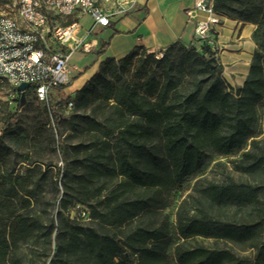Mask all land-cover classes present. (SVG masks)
I'll use <instances>...</instances> for the list:
<instances>
[{
	"label": "trees",
	"instance_id": "obj_1",
	"mask_svg": "<svg viewBox=\"0 0 264 264\" xmlns=\"http://www.w3.org/2000/svg\"><path fill=\"white\" fill-rule=\"evenodd\" d=\"M6 3L0 0V7ZM212 9L256 26L258 49L243 85L226 83L209 44L199 52L176 42L160 59L135 47L120 60L101 62L71 98L69 118L52 112L54 124L65 122L77 140L70 145L56 140L64 162L57 178L52 181V164L28 156L24 174L0 169V264H25L17 256L20 247L40 236L51 242L53 233L48 264H264V135L253 137L256 107L264 97V0H212ZM107 46L103 42L95 54L101 56ZM25 101L35 111L41 136L51 129L48 110L31 96ZM1 124L0 148L20 125L5 102H0ZM247 141L248 150L232 168L257 183L230 177L198 181L177 208L180 242L169 253L166 210L174 192L210 154L231 155ZM27 143L38 150L36 136ZM49 175L57 194L58 178L64 179L56 220L44 209L33 210ZM76 205L88 209L86 225L70 217ZM231 208L246 211V221L214 213ZM232 246L253 255L239 257Z\"/></svg>",
	"mask_w": 264,
	"mask_h": 264
},
{
	"label": "built area",
	"instance_id": "obj_2",
	"mask_svg": "<svg viewBox=\"0 0 264 264\" xmlns=\"http://www.w3.org/2000/svg\"><path fill=\"white\" fill-rule=\"evenodd\" d=\"M136 5L137 0H18L13 8L0 10V88L8 93L5 102L20 111L28 96L35 98L47 108L49 127L56 132L52 112L72 108L73 96L64 93L72 80L71 56L91 52L92 43L86 39L94 28L110 27L111 20L128 16ZM186 17L195 25L196 41L209 44L220 24L212 2L206 7L203 0H197ZM84 19L91 20L87 29ZM149 53L156 59L163 56V50ZM23 84L28 87L21 90ZM60 92L66 96L59 98ZM70 217L88 220L89 211L76 205Z\"/></svg>",
	"mask_w": 264,
	"mask_h": 264
},
{
	"label": "rangeland",
	"instance_id": "obj_3",
	"mask_svg": "<svg viewBox=\"0 0 264 264\" xmlns=\"http://www.w3.org/2000/svg\"><path fill=\"white\" fill-rule=\"evenodd\" d=\"M7 3L0 7V10L2 9H9L13 8L14 5L17 3L18 0H6ZM59 23H63V21H59ZM82 25L84 27H88V23L86 19L82 21ZM220 24L214 28L215 32H218V27ZM104 30L101 31V28H96L95 31L92 34V38L101 42ZM218 34V33H217ZM216 34L213 36L212 41L216 38ZM253 41L256 43L257 40L253 37ZM204 45L208 43H203ZM202 43L195 41L190 44H186L187 47L195 46L199 52H201V47L203 45ZM215 46L217 44L215 43ZM214 46V52L216 53V57L218 58V54H220L219 48ZM99 49V48H98ZM97 49V51H98ZM95 51V52H97ZM97 55H93L91 53H80L76 52L73 54V56L70 58V72L73 74L75 72L74 65H83L86 63L89 59H96ZM88 66L85 68L86 70L90 69L91 62L87 64ZM222 65V64H220ZM222 77L226 81L227 84H229L233 88H239L242 86L241 82L243 81V77L245 76V69H247L246 62H243L241 64L240 68L234 69L229 68L230 65H227L226 67L222 66ZM264 68V67H263ZM127 79L131 78V73L126 76ZM73 80H71L70 83H72ZM69 86V85H68ZM65 94H69L67 92V87L64 90ZM64 93H59L58 97L63 98L66 96ZM7 91L0 88V102L4 103L7 95ZM54 98L53 103L55 104ZM6 103V102H5ZM53 104V106H55ZM8 110L14 114L19 120V131L15 137H7L3 140V143L0 148V169L2 171H19L20 174H24L26 168H28V163L24 159V157H32L35 160L42 161L43 163H50L53 165L54 169L52 170V181L55 180V173L58 169L63 171L64 162L62 161V158L60 157V154L55 146V143H59L61 145L64 144H74L77 140L74 137V135L67 130L66 123H60L55 125L56 132H54L53 129H48V131L44 132L41 136L37 134V131L40 129L39 122L37 121L35 111L31 106H29L26 101H23V106L20 111H16L13 108H10L9 105ZM43 106V105H42ZM257 111V124L254 130L253 137L255 139H261L264 135V97L262 101L257 105L256 107ZM54 112L58 113L62 119L67 120L70 116V111H67L62 108H56ZM2 124L0 125L1 130ZM38 140L39 148L36 151V149L33 148V145L28 144V140L30 138H35ZM51 139H54V143L51 141ZM58 139V140H57ZM57 140V142H56ZM35 141V140H34ZM249 142L247 141L244 146L232 153L228 156H219L216 154H210L207 160L205 161L204 165L192 176L187 178L183 185L177 189V191L174 192V197L172 201V205L166 210V214H168L169 217V224H170V246L168 249V252L171 253L173 250V247L175 244L179 243L180 240L177 237L176 233V225H175V218H176V212L177 208L180 205V203L186 199L190 194H192L193 187L198 181L206 180V181H212L215 183H221L226 177H230L234 179L237 182L242 183H251L256 184L257 180L254 178L248 177L244 174L236 172L232 168V163L238 159H240L242 153L249 148ZM48 176V179L43 183V187L39 191L37 203L34 204V212L37 214H40L41 210H45L50 216H53V218L56 220V207L60 201V198L63 195V186L62 183L64 181L61 176L58 178L60 179L59 184V193L57 194L56 191H54L53 186L49 180L51 177ZM57 178V177H56ZM34 180H37V177L34 178ZM63 180V181H62ZM83 206V205H81ZM215 215L217 217L232 221V222H239V221H246L247 212H238L235 209H226V210H214ZM89 220V219H88ZM88 220H81L80 224H87ZM204 245L209 247H224V244L217 243L215 244L213 241H203ZM55 244V233H53L51 237V242L47 239V237L40 236L38 239L31 240L28 244H24L20 247V250L18 252L17 256L22 257L23 262L25 264L32 263V264H48L51 255L52 250L54 248ZM51 248V251H50ZM233 250L235 251V254L239 257H245L246 256H252L253 252L251 250H246V248L242 249V247L239 246H232ZM173 264H176L173 262Z\"/></svg>",
	"mask_w": 264,
	"mask_h": 264
},
{
	"label": "crops",
	"instance_id": "obj_4",
	"mask_svg": "<svg viewBox=\"0 0 264 264\" xmlns=\"http://www.w3.org/2000/svg\"><path fill=\"white\" fill-rule=\"evenodd\" d=\"M196 1L137 0L134 11L128 16L111 20L110 27L97 26L101 28V31L104 30V37L101 42L93 39L92 35L87 37L86 41L91 42L93 46L89 53L95 55V51L103 42H107L108 46L104 53L97 56L96 59H89L83 65L73 66L75 69V72L71 74L73 81L67 87V92L74 96L75 92L98 71L101 62L108 58L120 60L135 47H141L147 52H156L165 50L176 42L184 45L195 42V25L188 23L186 11L193 9ZM86 20L89 22L87 27L89 28L91 20ZM97 27L94 28V31ZM255 30L256 26L251 23L222 16L218 34L209 43L212 51H215L214 46L215 43L217 44L215 47L219 48L220 54L216 58L222 66L230 65L229 68L238 70L241 64L246 62L247 69H245L242 85L248 74L253 54L258 49L257 42L253 41ZM89 61L91 67L86 70Z\"/></svg>",
	"mask_w": 264,
	"mask_h": 264
},
{
	"label": "water",
	"instance_id": "obj_5",
	"mask_svg": "<svg viewBox=\"0 0 264 264\" xmlns=\"http://www.w3.org/2000/svg\"><path fill=\"white\" fill-rule=\"evenodd\" d=\"M212 2V0H203V3L205 4L206 7H208L210 5V3ZM28 87L27 84H23L20 86L21 90H24Z\"/></svg>",
	"mask_w": 264,
	"mask_h": 264
}]
</instances>
